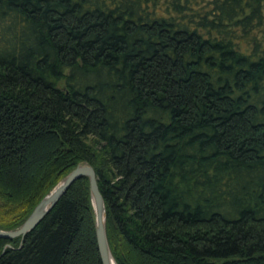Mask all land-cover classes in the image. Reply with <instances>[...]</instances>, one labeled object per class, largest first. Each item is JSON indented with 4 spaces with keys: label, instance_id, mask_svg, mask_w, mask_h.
<instances>
[{
    "label": "trees",
    "instance_id": "16d2710c",
    "mask_svg": "<svg viewBox=\"0 0 264 264\" xmlns=\"http://www.w3.org/2000/svg\"><path fill=\"white\" fill-rule=\"evenodd\" d=\"M79 164L116 264H264V0H0V229ZM0 264H101L88 179Z\"/></svg>",
    "mask_w": 264,
    "mask_h": 264
},
{
    "label": "water",
    "instance_id": "95a60500",
    "mask_svg": "<svg viewBox=\"0 0 264 264\" xmlns=\"http://www.w3.org/2000/svg\"><path fill=\"white\" fill-rule=\"evenodd\" d=\"M87 178L89 182V193L91 204L95 218V236L97 249L99 252L101 264H116L111 254L107 235H106V210L103 197L99 191L97 184V176L93 168L86 164L77 165L65 177H63L42 200L36 205L31 214L23 222V224L14 230H1L0 239L13 240L21 238V242L25 236L34 230L44 217L51 211L59 199L77 180ZM3 254V253H2Z\"/></svg>",
    "mask_w": 264,
    "mask_h": 264
},
{
    "label": "bare ground",
    "instance_id": "6f19581e",
    "mask_svg": "<svg viewBox=\"0 0 264 264\" xmlns=\"http://www.w3.org/2000/svg\"><path fill=\"white\" fill-rule=\"evenodd\" d=\"M111 264H115L114 261H112Z\"/></svg>",
    "mask_w": 264,
    "mask_h": 264
}]
</instances>
